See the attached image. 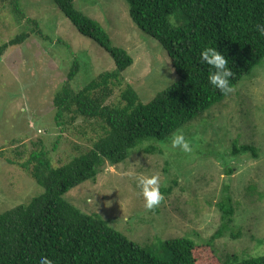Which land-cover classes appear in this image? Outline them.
Returning <instances> with one entry per match:
<instances>
[{"label": "rangeland", "instance_id": "obj_1", "mask_svg": "<svg viewBox=\"0 0 264 264\" xmlns=\"http://www.w3.org/2000/svg\"><path fill=\"white\" fill-rule=\"evenodd\" d=\"M74 5L97 20L134 61L106 104H124L121 93L128 85L147 103L177 80L167 51L134 23L125 0H74ZM21 34L29 35L11 45ZM74 63L79 68L70 84L76 91L116 67L111 54L81 34L53 0H0V214L44 192L23 167L32 154L45 151L60 166L90 150L104 134L100 119L81 117L64 129L56 123L53 98ZM182 130L192 153L175 150L166 156L161 145L169 140H144L125 161L106 162L95 180L84 181L64 198L129 239L159 247L154 253L161 256V240L213 238L224 223L218 204L229 194L234 221L207 248V264H220L215 252L229 264L264 255V60L222 102ZM235 141L253 144L258 157L233 155ZM154 174L161 178L164 200L147 211L137 178Z\"/></svg>", "mask_w": 264, "mask_h": 264}, {"label": "trees", "instance_id": "obj_2", "mask_svg": "<svg viewBox=\"0 0 264 264\" xmlns=\"http://www.w3.org/2000/svg\"><path fill=\"white\" fill-rule=\"evenodd\" d=\"M53 1L81 34L96 41L116 63L114 70L100 73L78 91L70 84L79 68L74 63L53 98L56 123L64 129L82 117L100 119L106 127L90 150L63 165L54 166L45 151L32 154L23 164L44 192L27 205L0 214V264H38L41 255L54 264H207V248L234 221L236 209L229 194L218 204L224 223L213 238L203 243L185 236L161 240V256L154 253L159 247L129 239L64 195L86 180H95L106 162L125 161L142 141L169 140L173 132L230 94L209 83V66L200 62L205 47L226 55L233 89L250 76L264 60V34L256 27L264 24V0H125L134 23L167 51L178 78L147 103L128 85L121 93L125 103L117 105L106 102L133 64L131 55L114 45L104 27L78 10L74 0ZM28 35L21 34L10 44L22 43ZM249 152L258 157L253 144L234 142L233 155ZM171 190L169 186L165 193ZM215 254L220 264H229ZM235 260L236 264H264V255Z\"/></svg>", "mask_w": 264, "mask_h": 264}, {"label": "clouds", "instance_id": "obj_3", "mask_svg": "<svg viewBox=\"0 0 264 264\" xmlns=\"http://www.w3.org/2000/svg\"><path fill=\"white\" fill-rule=\"evenodd\" d=\"M256 27L259 33L264 34V24H258ZM200 62L209 66L208 80L213 88L225 95L233 91L231 84L233 72L229 67V60L225 54L215 47H205L200 53ZM161 147L164 149L166 156L169 151L179 150L186 154L194 151L192 143L186 138L182 129L173 132L169 142L161 145ZM137 186L140 189L144 207L147 211L159 207L164 200V194L161 191V178L158 174L139 176ZM38 264H54V261L45 255H41Z\"/></svg>", "mask_w": 264, "mask_h": 264}]
</instances>
